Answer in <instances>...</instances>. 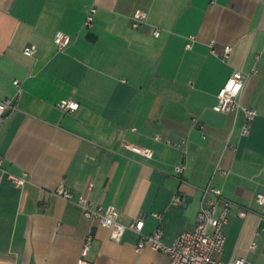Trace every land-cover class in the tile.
I'll use <instances>...</instances> for the list:
<instances>
[{
    "label": "crops",
    "instance_id": "crops-1",
    "mask_svg": "<svg viewBox=\"0 0 264 264\" xmlns=\"http://www.w3.org/2000/svg\"><path fill=\"white\" fill-rule=\"evenodd\" d=\"M139 10L149 18L135 28ZM59 31L73 38L64 49ZM237 69L248 74L241 101L258 111L248 135L243 114L214 109ZM0 98L17 103L0 120L3 166L28 179L0 182V264H78L91 232L94 264H170L151 246L139 252L136 230L114 240L79 199L173 243L195 229L208 186L231 203L217 257L264 264V0H0ZM64 98L80 108L63 111Z\"/></svg>",
    "mask_w": 264,
    "mask_h": 264
},
{
    "label": "built area",
    "instance_id": "built-area-1",
    "mask_svg": "<svg viewBox=\"0 0 264 264\" xmlns=\"http://www.w3.org/2000/svg\"><path fill=\"white\" fill-rule=\"evenodd\" d=\"M97 7L91 6L85 20V26L92 28L94 26ZM149 13L146 10H139L133 17V26L139 28L147 23ZM154 34L160 36L162 28L156 27ZM61 49L67 47L73 40L72 36L59 31L55 37ZM191 47L192 44L188 43ZM37 51V46L32 45L25 50L28 55H33ZM232 47L227 50L226 57H230ZM248 74L237 69L230 76L224 87L218 94V103L214 109L221 112H236L243 114L245 122L242 127V133L248 135L251 132L252 122L258 115L257 109L246 106L241 101V95L245 88ZM15 84L20 87L19 80H15ZM58 106L65 112H76L80 108V102L73 98H64ZM17 109L16 99L0 98V120ZM126 147L140 153L148 158L154 156V150L150 147H140L130 143L125 144ZM3 157L0 155V182L5 176H8L15 185L24 186L28 179L24 175H17L7 171L3 166ZM185 165L176 167L178 173H183ZM56 193L66 199H71L73 193L64 185H60L56 189ZM85 215L92 220H99L101 224L112 229V237L116 241H122L128 229L136 230L141 234V240L138 243L137 250L142 252L147 246L153 249L165 252L170 257V264H252L246 257H237L232 260H223L217 257L218 253H222L227 243V237L223 231V226L229 221L231 213V203L223 196V191L214 186H208L204 190V199L201 209L198 213V221L194 230L185 231L178 235L173 243H166L163 240V229L158 228L152 233H145V221L143 219L136 220L130 224L123 223L120 220V211L115 205H100L93 208L91 203L81 197L79 199ZM182 198L180 195L175 197V202L180 203ZM257 202L262 207V218L264 219V192L257 194ZM156 216L161 215L156 213ZM95 240L94 233H90L84 243L82 255L78 264H94L88 258L91 246ZM256 247V243L252 244Z\"/></svg>",
    "mask_w": 264,
    "mask_h": 264
},
{
    "label": "rangeland",
    "instance_id": "rangeland-1",
    "mask_svg": "<svg viewBox=\"0 0 264 264\" xmlns=\"http://www.w3.org/2000/svg\"><path fill=\"white\" fill-rule=\"evenodd\" d=\"M219 258V257H218Z\"/></svg>",
    "mask_w": 264,
    "mask_h": 264
}]
</instances>
